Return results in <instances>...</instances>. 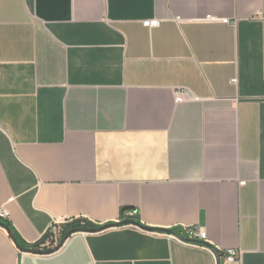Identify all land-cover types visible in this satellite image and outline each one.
<instances>
[{"label": "crops", "instance_id": "crops-1", "mask_svg": "<svg viewBox=\"0 0 264 264\" xmlns=\"http://www.w3.org/2000/svg\"><path fill=\"white\" fill-rule=\"evenodd\" d=\"M4 208L30 244L154 229L0 225V264H219L170 228L264 264V0H0Z\"/></svg>", "mask_w": 264, "mask_h": 264}, {"label": "built area", "instance_id": "built-area-1", "mask_svg": "<svg viewBox=\"0 0 264 264\" xmlns=\"http://www.w3.org/2000/svg\"><path fill=\"white\" fill-rule=\"evenodd\" d=\"M224 21L229 22L228 19H225ZM159 23H160V20L158 18L147 19V20L143 21V24L147 27H155V26L159 25ZM183 99H184L183 95L177 97V100H183ZM136 213H137L136 210H129V209L126 210L125 213L121 216V220H118V223H121V225L129 224V223L123 222L124 217L125 218L131 217V216H134ZM0 217L6 218V219L9 218V213H8L7 209L4 208L0 212ZM58 227H59L58 224H56V226H53L52 236L43 244V246L55 248L56 246L59 245V243H60L59 229L60 228L58 229ZM169 230H172V229L170 228ZM187 231H188V237L187 238H181L178 234L174 233V231L173 232L165 231V234H167L168 236L173 237V238H179V240H182L183 242L205 246L215 256L218 253H220L221 251H224L221 248H213V247L209 246V244H207L208 236H207V232L205 229H203V228H200V229L187 228ZM224 253L226 254V256H225L226 262L240 261L241 251L239 249L230 248L228 250H225Z\"/></svg>", "mask_w": 264, "mask_h": 264}, {"label": "trees", "instance_id": "trees-1", "mask_svg": "<svg viewBox=\"0 0 264 264\" xmlns=\"http://www.w3.org/2000/svg\"><path fill=\"white\" fill-rule=\"evenodd\" d=\"M128 209L123 210V214L125 213V211ZM122 214V215H123ZM139 215L136 213L134 216L131 217H124V223L128 222V221H132V222H136V223H140L139 220ZM0 221H2L4 223V226L8 229L9 233L11 234V236L14 238L15 242L17 243V245L21 248V249H27L30 251H35V252H41V251H51L54 250V247H48V246H43V244L52 236V231L49 230L44 236L43 238L36 243L30 244L28 242H26L21 236L20 234L17 232L16 228L13 226V224L11 223V221L9 220V218H2L0 217ZM101 226L91 220H88L86 218H77L74 219L72 221H70L69 223H67L63 229H59V238H60V243L61 242H65L73 233L77 232V231H88V230H97L99 229Z\"/></svg>", "mask_w": 264, "mask_h": 264}, {"label": "water", "instance_id": "water-1", "mask_svg": "<svg viewBox=\"0 0 264 264\" xmlns=\"http://www.w3.org/2000/svg\"><path fill=\"white\" fill-rule=\"evenodd\" d=\"M126 223H136V222L128 221ZM136 224L139 225L140 227L144 228V229H148V230H153L154 229V228L145 227L141 223H136ZM0 225L4 226V223L2 221H0ZM119 225H121V223L105 224V225L101 226L97 230H89V231H100V230H103V229H106V228H109V227H114V226H119ZM166 231L173 232L172 230H166ZM62 245H63V242L59 243V245L54 250H51L50 252L58 250L59 248L62 247ZM22 250L23 251H30V250H27V249H22ZM30 252H35V251H30ZM217 256H218V262H219V264H221V256H220V254L218 253Z\"/></svg>", "mask_w": 264, "mask_h": 264}, {"label": "rangeland", "instance_id": "rangeland-1", "mask_svg": "<svg viewBox=\"0 0 264 264\" xmlns=\"http://www.w3.org/2000/svg\"><path fill=\"white\" fill-rule=\"evenodd\" d=\"M58 229H59V227H58Z\"/></svg>", "mask_w": 264, "mask_h": 264}]
</instances>
